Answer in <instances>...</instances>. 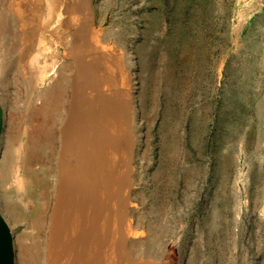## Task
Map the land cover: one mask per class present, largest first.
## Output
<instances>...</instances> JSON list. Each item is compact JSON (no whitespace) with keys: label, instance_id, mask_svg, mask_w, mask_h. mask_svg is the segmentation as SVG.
Wrapping results in <instances>:
<instances>
[{"label":"rangeland","instance_id":"374dc122","mask_svg":"<svg viewBox=\"0 0 264 264\" xmlns=\"http://www.w3.org/2000/svg\"><path fill=\"white\" fill-rule=\"evenodd\" d=\"M29 27L57 63L51 77L31 84L18 56ZM33 82L45 92L31 102ZM4 94L0 208L16 264L37 263L39 235L21 180L26 159L45 149L54 166L67 155L68 118L73 127L106 117L122 127L127 160L118 258L264 264V0H0ZM88 125L81 135L90 134ZM70 133L74 143V127ZM35 158L34 170L43 164ZM115 258L94 264H123Z\"/></svg>","mask_w":264,"mask_h":264},{"label":"bare ground","instance_id":"6f19581e","mask_svg":"<svg viewBox=\"0 0 264 264\" xmlns=\"http://www.w3.org/2000/svg\"><path fill=\"white\" fill-rule=\"evenodd\" d=\"M52 3L47 1L48 13L53 10ZM15 14L19 15L17 10ZM6 17L8 18V14ZM6 30L4 41L9 42L10 45H8L11 46L12 40L8 36V31L10 32L11 29L8 30L6 26ZM32 33L33 30L30 27L24 31L22 47L18 51L21 62H24L23 68L21 67L23 74L30 77L26 78L29 84L32 80L35 82L46 80L57 71V63L50 64L53 53L50 55L47 51L49 45L45 43L43 35H39V40L36 41L30 38ZM13 54L12 47L6 49L8 60L11 61ZM35 82L31 85V102L35 97H42L45 92L38 90L39 87ZM58 83H60L59 80L56 85ZM74 83V86H77L78 81ZM56 85H51L50 91L55 92L58 87ZM45 94L49 95V93ZM7 98V94L0 96L2 106L7 102ZM50 101L51 99L44 101L42 111H48ZM82 119L80 124L74 123L76 137L72 143V141L69 142L70 130L73 128L72 118H68L64 131L65 144H63L67 155L61 153L54 166L50 164L49 154L45 153L44 148H42L44 150L35 149L33 159H26L25 162L21 180L22 184L28 188L27 208L32 207L27 212L30 213V223L40 237V245L39 237L36 235L33 238L36 264H94L98 259L111 258L114 255L118 263L130 264L126 263L125 254L122 259L118 258L121 241L125 239V231H122L121 223L127 218L128 209L126 199L128 193L122 184L127 171V160H125L123 149L125 137L120 135L122 127H119V123L115 120L111 123L108 117L98 118L99 120L97 118ZM84 122L92 127L90 134L85 136L80 132V125ZM81 137L85 139L83 143ZM48 150L47 153H51L52 149ZM36 156H42L39 161H43V164L39 169L34 170L32 165L38 161ZM87 208L90 209V214H84ZM84 215H89L87 216L89 219ZM5 219L8 222L6 217Z\"/></svg>","mask_w":264,"mask_h":264},{"label":"water","instance_id":"95a60500","mask_svg":"<svg viewBox=\"0 0 264 264\" xmlns=\"http://www.w3.org/2000/svg\"><path fill=\"white\" fill-rule=\"evenodd\" d=\"M4 127V110L0 101V147ZM0 264H16L14 236L10 224L5 219L0 208Z\"/></svg>","mask_w":264,"mask_h":264}]
</instances>
